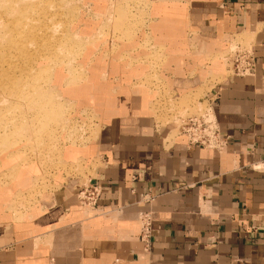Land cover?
I'll return each mask as SVG.
<instances>
[{
    "label": "crops",
    "instance_id": "1",
    "mask_svg": "<svg viewBox=\"0 0 264 264\" xmlns=\"http://www.w3.org/2000/svg\"><path fill=\"white\" fill-rule=\"evenodd\" d=\"M162 1L159 24L166 20ZM187 1L190 14L176 3L170 15L219 36L204 37L195 50L199 59L222 43L246 46V38L254 57L251 76L231 73L205 98L219 130L218 149L188 147L172 125L115 105L103 112L100 104L105 123L92 148L79 151L84 160L99 159L89 180L101 189L95 211H79V186L46 192V207L36 208L31 226L0 228V264H264V0ZM178 28L172 32L181 48L174 51L183 53L201 36L196 31L189 38ZM160 31L171 40L167 29ZM198 79L178 85L186 92ZM143 99L133 100L145 105L139 111L148 106ZM140 217L149 220L147 242L139 238ZM49 234L50 243H35Z\"/></svg>",
    "mask_w": 264,
    "mask_h": 264
},
{
    "label": "rangeland",
    "instance_id": "2",
    "mask_svg": "<svg viewBox=\"0 0 264 264\" xmlns=\"http://www.w3.org/2000/svg\"><path fill=\"white\" fill-rule=\"evenodd\" d=\"M162 2L166 20L159 24V0H0V228H28L36 208L46 207V192L88 184L99 159L84 160L79 151L92 148L105 123L100 104L103 112L115 105L150 115L178 134L180 120L201 114L207 94L232 73L237 45L222 43L223 49L209 48L199 59L195 50L201 51L204 37L219 36L170 15L176 3L190 14L187 0ZM168 22L173 26L165 27ZM174 26L189 38L198 31L201 39L175 53L181 37ZM201 77L186 92L178 85ZM139 98L148 100L143 112L145 105L133 103ZM88 210L95 211H79ZM48 236L35 243H50Z\"/></svg>",
    "mask_w": 264,
    "mask_h": 264
},
{
    "label": "built area",
    "instance_id": "3",
    "mask_svg": "<svg viewBox=\"0 0 264 264\" xmlns=\"http://www.w3.org/2000/svg\"><path fill=\"white\" fill-rule=\"evenodd\" d=\"M232 74L236 76H251L255 71L254 57L246 46H238L231 53ZM178 135L186 140L188 147L209 148L217 150L220 146V134L216 125L213 111L209 103L206 109L198 115L182 118L178 125ZM101 195L99 186L88 182L80 188L77 199L80 207L96 209ZM141 226L139 238L147 242L150 238V225L146 217H140Z\"/></svg>",
    "mask_w": 264,
    "mask_h": 264
},
{
    "label": "bare ground",
    "instance_id": "4",
    "mask_svg": "<svg viewBox=\"0 0 264 264\" xmlns=\"http://www.w3.org/2000/svg\"><path fill=\"white\" fill-rule=\"evenodd\" d=\"M140 226H141V221L139 220V228H140ZM140 231V230H139Z\"/></svg>",
    "mask_w": 264,
    "mask_h": 264
}]
</instances>
